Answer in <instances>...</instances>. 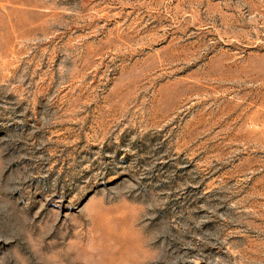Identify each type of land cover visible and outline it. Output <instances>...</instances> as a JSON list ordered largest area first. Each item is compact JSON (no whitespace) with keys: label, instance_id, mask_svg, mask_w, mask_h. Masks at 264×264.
<instances>
[{"label":"rangeland","instance_id":"obj_1","mask_svg":"<svg viewBox=\"0 0 264 264\" xmlns=\"http://www.w3.org/2000/svg\"><path fill=\"white\" fill-rule=\"evenodd\" d=\"M0 264H264V0H0Z\"/></svg>","mask_w":264,"mask_h":264}]
</instances>
